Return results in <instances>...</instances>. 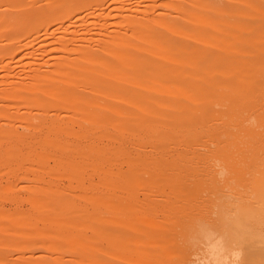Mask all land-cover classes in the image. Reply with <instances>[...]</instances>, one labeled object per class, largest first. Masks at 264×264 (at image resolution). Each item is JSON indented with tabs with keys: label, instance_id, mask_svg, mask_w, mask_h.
<instances>
[{
	"label": "bare ground",
	"instance_id": "6f19581e",
	"mask_svg": "<svg viewBox=\"0 0 264 264\" xmlns=\"http://www.w3.org/2000/svg\"><path fill=\"white\" fill-rule=\"evenodd\" d=\"M106 1L0 0V29L6 30L0 36V57L18 46L34 59L40 53L45 54L49 50L42 49L54 44L47 43V34L59 24L62 25L60 30L67 27L60 39V50L69 56L75 52L77 55L54 65V72L59 75L56 74L55 80L51 78L50 86V81H45L48 88L0 81V87L9 86L6 91H0L2 102L21 99L31 107L23 113L22 105L27 103L20 100L22 107L18 104L21 107L18 109L24 115H20L18 109V114H14L12 107H5L0 101L3 105L0 108L4 109L0 118L12 116V121L28 122L24 127H31L28 126L29 133L24 134L11 123L12 129L7 126L10 133L4 134L7 130L4 128V135L1 132L4 140L25 145L31 151L55 145L60 155L65 156L64 160L71 153L90 156L91 162H106L102 167L104 191H100L105 192L104 199L119 190L130 191L144 185L157 190L154 192L158 194L161 190L160 195L166 198L172 194H194L195 188L212 195L186 206L179 203L188 212L197 204L201 206L204 223L209 226L203 225L197 237L208 244L211 257L219 258L218 264H227L221 262L225 247H239L240 253L237 249L236 252L242 260L237 263L264 264V47L253 44L254 38L250 35L241 37L246 42L243 48L203 47L198 37L192 39L194 45L176 42L171 32L157 29V22L149 13L144 15L140 11L141 16L128 15V3L132 0H111V3L122 14V24L135 27L133 36L128 32L111 31L113 10L106 12ZM120 4L118 9L116 5ZM94 9L101 12L93 13ZM92 19L96 28L101 25L109 29L108 32L96 33L92 24L89 25ZM40 31L45 32L46 39L39 47L30 41L15 44L25 34ZM101 36L106 40H100ZM230 37L224 33L216 41L226 42ZM118 51L115 59L104 61L105 53L108 57L109 53ZM45 64L37 63L35 81L46 77ZM99 64L102 66L95 69ZM5 108L9 110L7 115ZM33 109L40 112L39 118L31 114ZM71 110L74 116H63ZM94 131L98 132V139L108 141L106 147L94 143L96 140L91 134ZM73 139H80L82 145H73L74 142L71 145L84 147H74L75 150L66 147L65 143L70 145ZM64 140L68 142L63 143ZM111 142H117L118 147H111ZM128 144L131 147L128 150L133 152L127 150ZM121 166H127V171L122 172ZM58 192V197H62L64 191ZM68 198L65 200L70 205L58 198H52L49 204L58 202L55 206L72 207ZM151 202L154 205L155 202ZM170 203V199L163 200L162 207ZM187 224L192 227V222ZM251 227L262 231L251 235ZM193 231L191 233H195ZM216 236L219 240H215ZM221 240L229 242L230 246L223 242L217 245ZM226 256L225 260H229ZM232 257L230 259L235 260Z\"/></svg>",
	"mask_w": 264,
	"mask_h": 264
},
{
	"label": "rangeland",
	"instance_id": "374dc122",
	"mask_svg": "<svg viewBox=\"0 0 264 264\" xmlns=\"http://www.w3.org/2000/svg\"><path fill=\"white\" fill-rule=\"evenodd\" d=\"M26 1L33 2L34 0ZM111 2V0H108L106 1L107 5H104L107 13L113 10V25L109 29L115 32H128L133 36L132 31L135 27L132 28L122 24V14L114 9ZM128 4L131 8L127 10L128 15L134 13L139 15L140 11L144 15L149 13L156 20L157 29L171 32L173 40L176 42L184 41L194 45L192 39L198 37L201 38L199 44L203 47L236 46L243 48L246 42L241 37L250 35L254 38L253 44L264 47V0H132ZM121 5L116 6L119 9ZM2 8L6 9V7ZM97 10L94 9L93 13L101 12ZM94 22L95 19H92L89 25L92 24L91 27L96 33L106 34L108 32L109 29L101 25L96 28L93 25ZM60 25L51 28L47 34L49 37L47 43L53 42L55 45L43 48L42 50L49 51H46L45 54H38L36 59L33 55H28L29 52L21 49L20 46L0 57V81L19 82V86L25 82L24 84H30L35 88H38V86L39 88L42 86L48 88V85L50 86L53 81L52 79L58 77L56 76L57 73L54 72L55 66L66 60L67 57H74L76 53L69 56V53L60 50V39L66 34L67 29V27L62 30L58 29L62 26ZM5 31L0 29V36L1 32ZM6 33L8 34V32ZM224 33H228L231 37L226 39V42L224 40L216 41V38ZM44 35V31L25 34L24 38L15 44L23 45L30 41L37 48L44 44L43 40L46 39ZM131 38L133 39V37ZM100 40L105 41L106 37L101 36ZM118 53L119 51L114 54L109 53L108 57L105 53L106 56L103 55L104 61L108 63L111 59H115ZM38 62L46 63L45 67L43 66L46 73L44 76L46 77L38 78L36 82L34 72L38 69ZM102 65H97L95 69H99V66ZM49 75L51 76L49 77ZM47 80L50 81L49 84L45 82ZM41 81H44L45 85L43 83L41 85ZM8 88L5 85L1 86L0 91ZM17 100L18 102L12 101V103L11 101L8 103L7 101L2 102L4 100L0 101L3 105L5 104V107H12L10 110L12 109L11 111L14 114L20 112L19 114L22 115L31 108L28 106L27 101ZM20 100L23 103L26 102L28 108L26 105H22ZM2 104L0 106H3ZM15 105L17 106L16 109L14 108ZM18 107L22 109L23 113ZM34 109L30 113L32 115L33 113L37 114L39 118L40 112ZM0 110L2 112L4 109L0 108ZM8 111L5 108L6 115L9 113ZM41 114L44 115V113ZM63 116L70 117L74 114L71 110V112H64ZM95 116L98 118V115L94 114ZM1 118L0 264H214L215 260L217 261L215 264L219 263V258L213 259L211 257L208 244L197 237L203 225L209 226L204 223L206 219L202 216L201 206L197 204L191 209V212H188L186 207H180L182 204L186 206L185 204L194 203L196 200H206L211 198L212 195L203 194L195 188L198 192L195 191L194 194H172L166 198L164 194L160 195L161 190L158 191V194L155 193L157 190L153 189L154 192L152 188L147 187V189L144 185L131 188V192L129 189L127 191L119 190L116 193L114 191L115 194L104 199L105 192L101 193L100 191H104L101 186L104 179L102 167L107 165L106 162H104L105 165L103 162V164H100V162L95 163V160L91 162L90 156V159L87 156L86 159L83 156L85 154L73 156L71 153L66 155L64 160L65 156L60 155L55 145L50 144L51 146L48 148L31 151L25 145L20 146V143L17 145L14 142L6 141L3 135L10 127L12 129L15 126V129L20 131L19 133L27 134L29 133L27 128L29 125L24 127L28 122L24 124L25 122L22 121V123L18 120L12 121V116L10 119L2 118L3 120H1ZM8 122L13 123L14 126ZM34 122L37 123V121ZM23 127L27 132L22 130ZM3 128L7 129L4 134L2 132ZM11 129L10 131H12ZM91 134H93L92 139L95 137L94 141H96L94 143H98L99 147L103 148L108 145L106 144L108 141L96 137L95 131ZM75 141L74 139L70 141V145L65 143L68 142L67 140H64L63 143L66 147L73 148L77 147L73 145H82L80 139H75ZM73 142L74 144L71 145ZM113 143L111 142L112 145H109L111 147L115 146V148L118 147L117 142ZM82 147L84 146L77 148L82 149ZM130 148L128 144L127 150ZM148 149L151 151L150 148ZM128 151L133 152L132 149ZM121 167H123L122 172L127 171V166ZM63 191L67 196L63 198L65 195L62 193V195L60 194L62 197H59L62 200L64 199L63 201H66L65 199L69 197L68 200L71 201L69 203L72 207L55 206L58 202L54 205L50 203V205L49 202H52L53 199L58 198V201L60 200L57 192ZM112 199H116V201ZM166 199H170L171 203L166 207H162V201ZM151 200L158 206L155 203L153 205ZM66 205L70 204L67 202ZM189 219H191L189 222H192V227H195L196 234L191 233L193 231L191 230L192 227L187 224ZM261 231L262 229L258 227L249 229L251 235ZM214 238L219 240L217 236ZM215 240L212 241L216 244ZM221 242L224 244L229 243L221 240L220 242L217 241V245ZM230 248L226 249L225 247L226 250L224 249V252H222L224 253L222 258L224 261L221 259V262L226 261L227 264L236 262V264H239L242 260V256H238V253H240L239 247H236L238 253L235 248H231L230 253H227ZM233 249L236 253L232 251ZM225 254L230 255L226 256ZM225 256L231 262L225 260ZM231 257L235 260L232 259L234 260L232 261Z\"/></svg>",
	"mask_w": 264,
	"mask_h": 264
}]
</instances>
